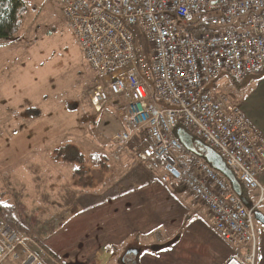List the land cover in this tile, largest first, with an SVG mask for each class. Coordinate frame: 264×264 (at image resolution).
Listing matches in <instances>:
<instances>
[{"label": "built area", "instance_id": "2783aa9c", "mask_svg": "<svg viewBox=\"0 0 264 264\" xmlns=\"http://www.w3.org/2000/svg\"><path fill=\"white\" fill-rule=\"evenodd\" d=\"M57 1L95 74L93 110L115 106L128 128L112 140L136 142L145 168L161 170L163 181L179 182L201 201L209 224L236 247L224 264H255L264 134L218 83L226 77L241 83L264 65V0ZM178 126L216 150L256 192L251 206L205 158L184 151ZM30 243L38 246L0 215V257L49 264Z\"/></svg>", "mask_w": 264, "mask_h": 264}, {"label": "rangeland", "instance_id": "374dc122", "mask_svg": "<svg viewBox=\"0 0 264 264\" xmlns=\"http://www.w3.org/2000/svg\"><path fill=\"white\" fill-rule=\"evenodd\" d=\"M23 1L16 37L0 40V194L6 192L5 199L17 206V217L33 235L44 237L62 253L59 259L64 264H80L85 250L107 235L108 224L133 212L127 210L125 200L118 210L116 199L140 188H157L164 194V187L175 182L163 181L161 170L145 168L135 154L136 142L112 140L128 128L117 118L115 106L100 114L93 110L88 93L95 74L60 3ZM218 87L264 132V74H248L240 84L228 78ZM55 148L64 154H85L83 180L73 175L76 164L59 158ZM93 154L106 156L107 166L96 167ZM168 196L173 203V196ZM149 202L150 216H158L168 203L161 194H152ZM256 224L264 226L257 220ZM181 228L180 235H191L187 223ZM160 229L165 234L169 228ZM207 234L224 249L217 233L209 229ZM150 239L115 244L108 264H119L129 243L145 248ZM13 254L0 257V264H20L23 257L16 259ZM90 262L83 259L81 264Z\"/></svg>", "mask_w": 264, "mask_h": 264}, {"label": "crops", "instance_id": "0c3cea01", "mask_svg": "<svg viewBox=\"0 0 264 264\" xmlns=\"http://www.w3.org/2000/svg\"><path fill=\"white\" fill-rule=\"evenodd\" d=\"M228 78L229 77H226L224 80ZM172 182H175L173 186L171 185V187H164V191H166L164 194L157 193V188H153L151 190L140 188L137 191L125 194L121 198L116 199L114 202H120L118 205V210L123 209L122 203L125 200L126 205H129L127 210H131L133 212H129V214L127 213L123 219L114 220L108 224V232L102 242L86 249V254L80 256L78 262L81 264L83 259H91L90 264H108L116 252L115 244H124L128 240H132L131 242H139L141 239H144V237L150 236L152 239H150L151 243L149 242V245L147 244L148 247L142 248L138 243H129V246L127 245V247L136 246L142 249V256L140 258L141 264H224L226 260L234 253L236 247L230 245L229 242H227L209 224L208 210L201 203V201H199V199L194 194H192L179 182ZM178 187H180L181 190L178 189ZM182 190H186V192L189 194H186ZM255 193L256 192L253 190L249 191V199L251 201L253 200L252 198L255 197ZM152 194H154V196L156 194L163 195V200H166L167 202L169 201L168 195L170 194L173 196V203L170 201L167 203V205L165 204V210L162 209L158 216L155 214L150 216L147 214V211H149L151 205L149 201H151ZM173 207H175V210L171 211ZM112 210L113 212H116L114 208ZM261 210L264 212V205ZM119 215L120 217H124V213H119ZM18 219L22 222L19 216ZM173 222L175 224L172 227ZM186 223V230L188 232L191 231V235L186 236L182 233L180 235V230L183 228H181V225L184 226ZM163 225H166L169 228L165 234L162 233V230L160 229V227H163ZM209 229L211 232L217 233V235H219V240L223 243L224 246L222 247L224 249H220L219 245L215 243L214 239H212L210 236H207V230ZM30 234H32V239L37 242L35 239L39 237H37V235H33L31 230ZM176 236H178V239L171 242L168 246H165L159 250L152 249V245L166 244ZM139 238L140 240H138ZM39 240L40 243L37 242L38 246L30 243L29 247L35 252L43 254L44 259L49 264H55L50 260L48 255H52V251L58 257H61L62 253L59 252L56 247H51L44 237L39 238ZM257 244L258 245L255 252V264H264V226L257 225ZM18 250L20 251V248ZM45 252L47 255L44 254ZM240 252L245 254L247 250L242 248ZM75 256L76 255L72 253L71 258L75 259ZM58 260L60 259L58 258ZM62 260L60 261L64 262V260Z\"/></svg>", "mask_w": 264, "mask_h": 264}, {"label": "trees", "instance_id": "16d2710c", "mask_svg": "<svg viewBox=\"0 0 264 264\" xmlns=\"http://www.w3.org/2000/svg\"><path fill=\"white\" fill-rule=\"evenodd\" d=\"M24 10H25V3L23 0H0V40H9V39H14L16 37V34L18 33L21 27V23H22L21 16ZM262 74H264V65L259 69L257 73H255V76H259ZM236 83L240 84L239 82ZM30 110L31 109H27V112H29ZM184 151L187 152L186 149H184ZM54 152L57 153L58 157L61 158L62 160L66 162H74L76 166L74 168L73 175L75 177H78L80 180H83L84 176L86 175L85 167L87 161V157L85 156L84 153L79 152L78 155L72 153L64 154L59 152V148H55ZM91 160L93 164L98 168H103L107 166L106 165L108 161L107 157L101 154H93ZM244 194L249 199V191L245 187H244ZM5 195L6 192L0 194V215L7 223L12 225L18 231L31 235L28 227H26V225L23 222H21L17 217V212H18L17 206L14 203H11L7 199H5ZM35 240H37V242L40 243L39 238H36ZM125 249L121 252L119 256V264H125V262L121 260L123 252H125ZM51 254L56 259L59 258L52 251ZM140 254L139 255L128 254L125 257V261H131V264H141Z\"/></svg>", "mask_w": 264, "mask_h": 264}, {"label": "water", "instance_id": "95a60500", "mask_svg": "<svg viewBox=\"0 0 264 264\" xmlns=\"http://www.w3.org/2000/svg\"><path fill=\"white\" fill-rule=\"evenodd\" d=\"M175 134L183 143L186 150L190 151L194 155L205 158L206 161H208L215 169L225 175L230 180L232 187L242 198L244 203L247 206H251V200L248 199L247 196L244 194V186L236 177L232 169L227 165L224 158L216 150L205 145L200 139L194 138L192 134L182 126H178L175 129ZM254 214L256 220L259 221L262 225H264V212L258 209L255 210ZM176 239H178V236H176L174 239L170 240L166 244H154L152 245V249L159 250L165 246H168L171 242ZM141 250L142 249L140 247L130 246L126 248L125 252L121 257V260L125 261V257L128 254L139 255L141 253Z\"/></svg>", "mask_w": 264, "mask_h": 264}, {"label": "flooded vegetation", "instance_id": "af4514ba", "mask_svg": "<svg viewBox=\"0 0 264 264\" xmlns=\"http://www.w3.org/2000/svg\"><path fill=\"white\" fill-rule=\"evenodd\" d=\"M125 264H131V261H124Z\"/></svg>", "mask_w": 264, "mask_h": 264}]
</instances>
